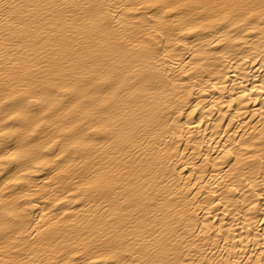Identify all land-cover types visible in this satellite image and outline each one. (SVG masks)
Returning <instances> with one entry per match:
<instances>
[{
  "label": "bare ground",
  "instance_id": "bare-ground-1",
  "mask_svg": "<svg viewBox=\"0 0 264 264\" xmlns=\"http://www.w3.org/2000/svg\"><path fill=\"white\" fill-rule=\"evenodd\" d=\"M0 264H264V0H0Z\"/></svg>",
  "mask_w": 264,
  "mask_h": 264
}]
</instances>
